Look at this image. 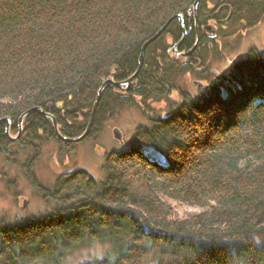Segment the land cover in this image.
I'll use <instances>...</instances> for the list:
<instances>
[{
    "label": "trees",
    "instance_id": "1",
    "mask_svg": "<svg viewBox=\"0 0 264 264\" xmlns=\"http://www.w3.org/2000/svg\"><path fill=\"white\" fill-rule=\"evenodd\" d=\"M194 2L0 0V120L9 119L11 137L34 108L49 112L63 137H80L98 89L128 80L146 41L176 15L188 32L182 40L174 20L146 48L130 90L103 92L86 139L121 107L137 106L146 124L130 148L105 157L101 181L78 169L44 186L34 172L43 145L67 155L75 143L37 112L14 142L0 124V161L23 167L43 203L36 214L0 217V264H62L94 242L112 253L94 264H264V54L248 50L207 90L182 89L195 67L208 69L216 38L263 22L264 0H200L196 18ZM211 24L215 39L206 35ZM197 39L187 60L178 57ZM172 204L199 212L179 218Z\"/></svg>",
    "mask_w": 264,
    "mask_h": 264
},
{
    "label": "rangeland",
    "instance_id": "2",
    "mask_svg": "<svg viewBox=\"0 0 264 264\" xmlns=\"http://www.w3.org/2000/svg\"><path fill=\"white\" fill-rule=\"evenodd\" d=\"M211 26L214 25L211 24ZM220 37L215 39L217 49L210 51L208 71L214 69L221 76H228L234 64L243 59L248 50L254 48L264 54V20L253 29L241 30L239 27H233ZM199 79L202 78L196 73L187 76L182 84V89L189 94L196 93L198 88L195 87V82L201 83ZM164 106L157 107L159 110H163ZM115 112L114 117L105 121L93 138L75 143L67 155L59 153L58 146L52 142L43 145L34 167L39 182L44 186H50L57 176L78 169L88 172L96 181L103 180L102 167L105 157L112 152L121 153L130 148L134 144L135 128L138 125L146 124V119L137 106L121 107ZM115 128L121 132L120 141L112 135V130ZM142 151L150 160L161 165L165 164L164 157L155 151L153 152L151 148L142 146ZM0 169H3L6 174L3 179H0V217L13 219L41 212L43 203L27 181L25 169L23 167L14 168L3 163V161H0ZM172 206L179 218L199 212L196 208H187L177 204H172ZM110 249L108 244L94 242L90 247L73 251L64 259L62 264H94L97 260L110 257L112 255Z\"/></svg>",
    "mask_w": 264,
    "mask_h": 264
},
{
    "label": "water",
    "instance_id": "3",
    "mask_svg": "<svg viewBox=\"0 0 264 264\" xmlns=\"http://www.w3.org/2000/svg\"><path fill=\"white\" fill-rule=\"evenodd\" d=\"M199 2H200V0H195V2L193 4V13H194V17L195 18H196V10H197V7L199 5ZM174 20H176L178 22V24H179V28H180L181 33H182V40L188 35V32H186L185 27H184V19H183V17L181 15H176V16L170 18L166 22V24L154 36H152L148 41H146L143 44V46L141 48L140 55H139V59H138L137 70L128 80H126V81H124L122 83H115L111 79H107L101 85V87L98 89V92H97V95H96V98H95V101H94V104H93V107H92V110H91L88 126H87L85 132L80 137H78L76 139H67V138L63 137L62 136V129L60 127H58V125L55 122V120L52 117V115L49 112L43 111L42 109L34 108V109L30 110V111H27L26 113H24L20 117L19 122H18V134L15 137H11L9 135V126H10L9 119L5 118V119H1L0 120V124H5L6 125L5 133H6V136H7L8 140L11 141V142H14L21 136V133H22V121L28 114L33 113V112H37V113L41 114L42 116L50 119V121L52 122V125H53V129L55 131V134H56L57 138H59L61 141L68 142V143H79V142H82L83 140H85L88 137V135H89V133L91 131V128L93 127L96 110H97V107H98L99 102L101 100L102 94L105 91L106 87L108 85H111L114 88L120 87L121 88V91H120L121 93L119 92L120 94L128 92L130 90V88H131L132 82L136 79V77L138 76V74H139V72L141 70V67H142V64H143V56H144V52H145L146 48L148 46H150L153 42H155L165 32V30L168 28V26ZM207 30L209 31V35H208L209 39H215L217 37V28L216 27L209 25L207 27ZM197 42H198V39L196 41V44L193 46V48L189 52H187L186 54H182V55H185L186 57L190 56L195 51V49L197 47ZM211 74L214 76L215 80L219 81L221 79V75L216 70H211ZM195 85L198 86V87H203V89L207 88L206 86H203L199 82H195ZM50 108L51 107L48 106L47 110L49 111ZM112 135H113V137L116 140H118V141L121 140V137H122L121 136V132L118 129H116V128L113 129L112 130Z\"/></svg>",
    "mask_w": 264,
    "mask_h": 264
},
{
    "label": "flooded vegetation",
    "instance_id": "4",
    "mask_svg": "<svg viewBox=\"0 0 264 264\" xmlns=\"http://www.w3.org/2000/svg\"><path fill=\"white\" fill-rule=\"evenodd\" d=\"M193 16H194V13H193ZM217 34H218V33H217ZM206 35H207V37H208L209 33H207ZM173 52H175V54H177L176 51H175V49H173ZM186 53H187V52L178 53L177 55H178V57H180V58H184L185 60H187L188 57H186L185 55H182V54H186ZM233 67H234V66H233ZM211 70H214V69H211ZM211 70L208 71V69H204V68H202V67H195L194 71H195L196 75L202 78V79L199 80V81H200L202 84H203L204 81H206V83H204L203 86H206V87H207L206 89H203V87L200 88V87H198V86H195L196 88H198V89H203V90H207V89L209 88L210 84H211L213 81H214V82H220V81H222L223 79H226L227 77H229V76H230V73H231V72H230L228 76H221V79H220L219 81H217V80H215L214 76L211 74ZM206 79H207V80H206ZM118 88H120V87H118ZM120 91H121V88H120Z\"/></svg>",
    "mask_w": 264,
    "mask_h": 264
},
{
    "label": "bare ground",
    "instance_id": "5",
    "mask_svg": "<svg viewBox=\"0 0 264 264\" xmlns=\"http://www.w3.org/2000/svg\"><path fill=\"white\" fill-rule=\"evenodd\" d=\"M201 88V87H200Z\"/></svg>",
    "mask_w": 264,
    "mask_h": 264
}]
</instances>
